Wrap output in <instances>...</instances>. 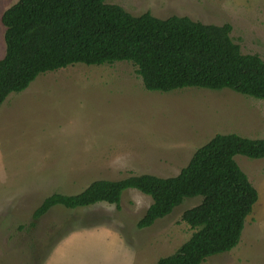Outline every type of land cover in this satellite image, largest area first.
I'll return each mask as SVG.
<instances>
[{
    "label": "rangeland",
    "instance_id": "374dc122",
    "mask_svg": "<svg viewBox=\"0 0 264 264\" xmlns=\"http://www.w3.org/2000/svg\"><path fill=\"white\" fill-rule=\"evenodd\" d=\"M17 0H0V17ZM132 16L229 24L242 54L264 61V0H105ZM0 22V59L4 55ZM9 98V100H8ZM8 100V101H7ZM0 117V264H155L191 235L185 199L149 227L136 223L151 198L134 189L118 208L55 206L34 228L33 210L53 193L75 195L99 179L176 176L214 135L264 139V100L233 91L144 89L128 62L74 64L41 73L7 97ZM247 111H255L254 115ZM258 193L239 243L202 264H264V158L234 156Z\"/></svg>",
    "mask_w": 264,
    "mask_h": 264
},
{
    "label": "trees",
    "instance_id": "16d2710c",
    "mask_svg": "<svg viewBox=\"0 0 264 264\" xmlns=\"http://www.w3.org/2000/svg\"><path fill=\"white\" fill-rule=\"evenodd\" d=\"M4 55L0 59V107L41 73L74 64L128 62L149 92L182 88L227 89L264 100V61L242 54L231 26L205 25L188 17L132 16L105 0H17L3 11ZM264 158V139L214 135L197 148L173 177L131 175L91 182L75 195L53 193L33 210L34 228L55 206L68 210L107 203L118 208L121 194L134 189L151 198L136 228L167 217L185 199L200 203L181 215L192 231L171 255L155 264H202L239 243L245 218L258 193L234 156Z\"/></svg>",
    "mask_w": 264,
    "mask_h": 264
},
{
    "label": "crops",
    "instance_id": "0c3cea01",
    "mask_svg": "<svg viewBox=\"0 0 264 264\" xmlns=\"http://www.w3.org/2000/svg\"><path fill=\"white\" fill-rule=\"evenodd\" d=\"M8 100H9V98H8ZM8 100H7V101H8ZM5 105H7V104H4V105L2 106V108H1V110H0V117L4 116V111H5L4 106H5ZM247 113L254 115L256 112H255V111H247Z\"/></svg>",
    "mask_w": 264,
    "mask_h": 264
}]
</instances>
